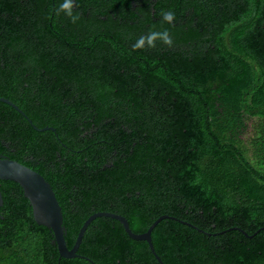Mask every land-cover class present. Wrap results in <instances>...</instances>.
Here are the masks:
<instances>
[{
  "label": "trees",
  "instance_id": "obj_1",
  "mask_svg": "<svg viewBox=\"0 0 264 264\" xmlns=\"http://www.w3.org/2000/svg\"><path fill=\"white\" fill-rule=\"evenodd\" d=\"M18 1L0 0V96L54 131L0 101V156L49 183L66 247L96 211L134 233L167 214L196 228L157 222L163 264H264V0H80L76 23L62 0L16 19ZM165 29L171 47L132 49ZM0 194V264H159L103 216L76 250L91 262L60 257L20 186Z\"/></svg>",
  "mask_w": 264,
  "mask_h": 264
},
{
  "label": "water",
  "instance_id": "obj_2",
  "mask_svg": "<svg viewBox=\"0 0 264 264\" xmlns=\"http://www.w3.org/2000/svg\"><path fill=\"white\" fill-rule=\"evenodd\" d=\"M0 101L17 110L31 124L30 120L23 112L8 98L0 96ZM31 126L37 130L54 131V128L50 126H43L41 128H37L32 124ZM0 179L14 181L20 186L23 196L30 205L32 219L36 224L46 227L51 232L52 236L50 242L56 246L58 256L63 258L80 257L91 262L87 257L77 254L76 250L86 226L95 217H110L119 221L128 237L134 240H144L147 243L149 250L159 264H163V262L153 250L150 232L160 219L168 218L196 228L189 222L179 220L171 215L162 214L154 219L143 232L134 233L130 230L127 220L122 215L109 211H96L84 219L77 231L73 244L71 247L67 248L63 237L65 229L62 224L61 209L49 183L35 170L4 156H0ZM1 204L2 199L0 194V205Z\"/></svg>",
  "mask_w": 264,
  "mask_h": 264
},
{
  "label": "clouds",
  "instance_id": "obj_3",
  "mask_svg": "<svg viewBox=\"0 0 264 264\" xmlns=\"http://www.w3.org/2000/svg\"><path fill=\"white\" fill-rule=\"evenodd\" d=\"M74 0H62L56 7V14L64 13L68 16L73 23H76L79 20V15L73 13V8L75 7ZM162 17V22L172 23L175 19V13L171 10L164 11L160 13ZM160 41L161 43L172 46L173 40L167 29L163 31L150 30L147 34L141 35L136 42L132 45L133 50L143 49L146 46L149 48H155L156 42Z\"/></svg>",
  "mask_w": 264,
  "mask_h": 264
},
{
  "label": "flooded vegetation",
  "instance_id": "obj_4",
  "mask_svg": "<svg viewBox=\"0 0 264 264\" xmlns=\"http://www.w3.org/2000/svg\"><path fill=\"white\" fill-rule=\"evenodd\" d=\"M77 1L80 0H74L75 5L77 3ZM93 2H98L99 4H108L109 1H107L106 3H102L100 0H93ZM133 4V3H131ZM134 5V4H133ZM76 7V6H75ZM123 9H125L124 6L119 5V7L114 10V11H108L109 15L113 16L114 18L117 17L118 15L121 18V15H123V17L127 14V10H125L123 12ZM33 11V5H32V0H19L18 2H16L15 6H14V12H15V17L16 19H22V17H31ZM103 18V17H101Z\"/></svg>",
  "mask_w": 264,
  "mask_h": 264
}]
</instances>
